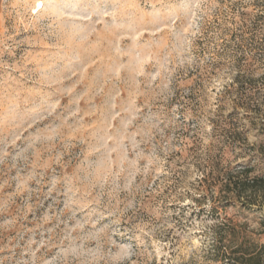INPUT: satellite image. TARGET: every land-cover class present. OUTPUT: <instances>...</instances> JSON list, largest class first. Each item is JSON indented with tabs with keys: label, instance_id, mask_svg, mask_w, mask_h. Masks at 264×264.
<instances>
[{
	"label": "rangeland",
	"instance_id": "374dc122",
	"mask_svg": "<svg viewBox=\"0 0 264 264\" xmlns=\"http://www.w3.org/2000/svg\"><path fill=\"white\" fill-rule=\"evenodd\" d=\"M36 1L0 10V264L264 245V0Z\"/></svg>",
	"mask_w": 264,
	"mask_h": 264
},
{
	"label": "trees",
	"instance_id": "16d2710c",
	"mask_svg": "<svg viewBox=\"0 0 264 264\" xmlns=\"http://www.w3.org/2000/svg\"><path fill=\"white\" fill-rule=\"evenodd\" d=\"M244 174L240 181L242 186L237 187L254 192L264 204V178L250 179L247 171ZM227 234L209 247L207 258L212 264H264V245L247 235L239 236L240 232L235 227L230 228Z\"/></svg>",
	"mask_w": 264,
	"mask_h": 264
},
{
	"label": "bare ground",
	"instance_id": "6f19581e",
	"mask_svg": "<svg viewBox=\"0 0 264 264\" xmlns=\"http://www.w3.org/2000/svg\"><path fill=\"white\" fill-rule=\"evenodd\" d=\"M43 6H44L43 0H37L36 3H35V5H34V10L33 11L35 13H37V12H39L43 8Z\"/></svg>",
	"mask_w": 264,
	"mask_h": 264
},
{
	"label": "crops",
	"instance_id": "0c3cea01",
	"mask_svg": "<svg viewBox=\"0 0 264 264\" xmlns=\"http://www.w3.org/2000/svg\"><path fill=\"white\" fill-rule=\"evenodd\" d=\"M3 0H0V10H1V3H2Z\"/></svg>",
	"mask_w": 264,
	"mask_h": 264
}]
</instances>
